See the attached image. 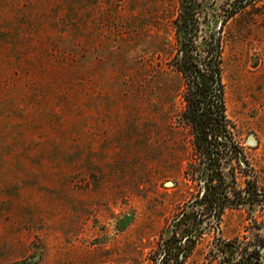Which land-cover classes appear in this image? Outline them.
<instances>
[{"label":"rangeland","instance_id":"1","mask_svg":"<svg viewBox=\"0 0 264 264\" xmlns=\"http://www.w3.org/2000/svg\"><path fill=\"white\" fill-rule=\"evenodd\" d=\"M180 1L0 0V264H264V0L223 24L247 164L221 215L185 214L200 185L167 64ZM198 2L220 25L237 0ZM174 222L183 251L164 256Z\"/></svg>","mask_w":264,"mask_h":264},{"label":"trees","instance_id":"2","mask_svg":"<svg viewBox=\"0 0 264 264\" xmlns=\"http://www.w3.org/2000/svg\"><path fill=\"white\" fill-rule=\"evenodd\" d=\"M258 1L260 0H237L232 3L231 9L223 15L225 17L219 25L218 16H221V13L218 14V11L212 9L213 12L210 15L208 12L207 16L205 12L204 24H201V11L198 8L200 2L181 0L178 16L173 21L175 51L167 64L176 74L178 82L175 89L183 103L182 108L176 112L175 119L178 127L187 130L193 149L185 176L200 185L196 193H191L200 204H194L195 200L185 204L191 211H185V214L194 215L197 210L207 208L221 215L225 208L236 204L235 200L237 202L235 172L237 165L241 168L242 161L246 163L247 159L242 145L232 131L233 125L226 112L225 86L222 80V31L228 18L247 11ZM233 161L237 165L232 164ZM230 162L231 179L226 176L224 170L225 163ZM230 194H233L232 197ZM189 223L193 225L188 216L182 224ZM173 226L174 237L162 239L160 243L164 256L183 251L181 239L176 236L178 224L174 222ZM187 234L192 241L195 240L193 234Z\"/></svg>","mask_w":264,"mask_h":264}]
</instances>
